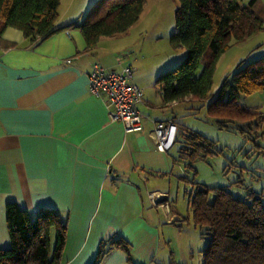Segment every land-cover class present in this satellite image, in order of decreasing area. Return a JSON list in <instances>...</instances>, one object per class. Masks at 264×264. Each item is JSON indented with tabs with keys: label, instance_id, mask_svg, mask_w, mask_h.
Here are the masks:
<instances>
[{
	"label": "crops",
	"instance_id": "1",
	"mask_svg": "<svg viewBox=\"0 0 264 264\" xmlns=\"http://www.w3.org/2000/svg\"><path fill=\"white\" fill-rule=\"evenodd\" d=\"M255 1L254 10L264 11V0ZM90 3L70 0L63 13L58 11L55 26L81 22ZM129 32L101 36L95 47L86 49L80 28L74 26L36 43L15 27L2 31L0 248L11 246L5 204L15 202L31 217L40 209L58 213L66 225L59 264H91L101 242L117 237L129 244L131 264L153 262L161 243L153 209L163 211L166 222L176 219L166 192L149 188V180L172 173L176 161L171 148L156 149L152 130L159 120L179 126L173 109L179 102L165 103L156 84L168 64L144 67L146 56L140 48L135 51ZM251 38L263 40L250 54L263 56L264 19L262 29L243 42ZM94 63L118 71L134 67L132 81L143 90L141 130L125 132L121 122L110 119L104 99L89 91ZM151 192L160 194L158 205ZM100 264H128L127 256L111 248Z\"/></svg>",
	"mask_w": 264,
	"mask_h": 264
},
{
	"label": "trees",
	"instance_id": "2",
	"mask_svg": "<svg viewBox=\"0 0 264 264\" xmlns=\"http://www.w3.org/2000/svg\"><path fill=\"white\" fill-rule=\"evenodd\" d=\"M144 1L95 0L81 22L56 27L60 0H0V35L6 27H15L36 43L61 28L74 26L80 28L86 49H92L101 36L125 32L137 22ZM177 2L175 29L169 41L174 48H185L186 54L176 66L161 73L156 84L165 103L187 99L204 101L220 56L233 43L243 42L262 29L264 11L254 10L255 0ZM256 91H264V55L244 62L233 72L222 83L216 97L208 102L207 111L217 117L221 126L227 121L254 115V126H263L256 136H263L264 114L251 113L237 102L240 94ZM177 127L176 162H191L209 150L206 139L180 124ZM210 190L212 201L208 199ZM189 203L201 235L207 238L202 264H264V191L250 189L245 197L239 198L224 187L197 186ZM5 215L11 246L0 248V264H59L66 225L57 212L40 209L31 217L15 202H7ZM111 248L123 250L130 260L129 244L117 237L101 242L91 264H100Z\"/></svg>",
	"mask_w": 264,
	"mask_h": 264
},
{
	"label": "rangeland",
	"instance_id": "3",
	"mask_svg": "<svg viewBox=\"0 0 264 264\" xmlns=\"http://www.w3.org/2000/svg\"><path fill=\"white\" fill-rule=\"evenodd\" d=\"M69 1L63 0L57 11L63 13ZM94 2L95 0H91L80 20L85 17ZM177 4V0H146L138 21L130 27L129 38L137 48L135 51L138 52L140 48L146 56L144 67L167 63L165 70H169L185 56V48H174L169 41L175 29L174 12ZM261 40L263 39L251 38L247 42L233 43L217 61L207 99H187L173 108L177 122L187 131L206 139L210 146L208 151H203L204 153L194 157L191 162H176L172 173L161 178L162 180L150 178L149 188L166 192V202L174 216L173 219L176 220L173 223L171 220L166 222L164 212L158 208L153 209L152 216L159 222L161 243L153 262L149 261L148 264L203 263L207 238L201 235L189 203L190 195L192 196L197 186L224 187L234 197L239 198L245 197L250 189L264 191V135L256 136V133L260 134L263 126H254V115L227 121L225 126H221L217 117L211 116L207 111L208 102L216 97L222 83L244 62L257 58L252 57L250 52ZM262 50L264 51V48ZM237 102L251 113L264 114V91L240 94ZM246 121H250L249 125H246ZM176 144L170 149L174 156ZM208 199H213L212 190L208 193ZM53 243L52 237L50 248ZM129 257L127 263L131 264V254Z\"/></svg>",
	"mask_w": 264,
	"mask_h": 264
},
{
	"label": "built area",
	"instance_id": "4",
	"mask_svg": "<svg viewBox=\"0 0 264 264\" xmlns=\"http://www.w3.org/2000/svg\"><path fill=\"white\" fill-rule=\"evenodd\" d=\"M133 73L134 67L131 65L123 66L118 71L99 63H94L88 73L89 91L104 99L110 119L121 122L125 132L142 128L138 106L143 102V90L132 81ZM177 130L173 120L155 121L152 138L156 149L168 151L175 143ZM149 197L153 204L158 205L159 193L151 192ZM161 205L167 206L166 203Z\"/></svg>",
	"mask_w": 264,
	"mask_h": 264
}]
</instances>
